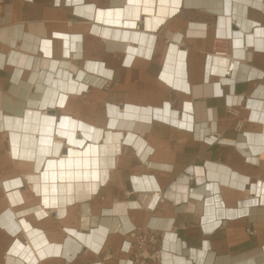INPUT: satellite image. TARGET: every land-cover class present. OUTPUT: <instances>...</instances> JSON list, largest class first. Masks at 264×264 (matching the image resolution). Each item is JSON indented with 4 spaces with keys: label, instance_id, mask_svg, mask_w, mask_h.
<instances>
[{
    "label": "crops",
    "instance_id": "crops-1",
    "mask_svg": "<svg viewBox=\"0 0 264 264\" xmlns=\"http://www.w3.org/2000/svg\"><path fill=\"white\" fill-rule=\"evenodd\" d=\"M227 1L232 2L231 11ZM242 1L182 0L180 11L152 30L143 20L137 27H121L87 14L124 7L128 0H11L0 19V53L9 56L21 50L36 59L55 60L56 68L47 73L75 81V89L49 90L48 83L30 80L24 73L18 81L25 79L26 88H14L16 65L8 61L0 66V110L16 113L29 107L30 99L39 100L50 91L66 102L49 105V113L58 118L70 114L123 133L121 150L109 155L112 164L105 182L90 197L60 204L65 213L60 214L59 206H44L29 182L22 188L27 202L15 209H31L18 218L24 217L50 244L60 246L58 253L39 257L37 264H132L127 233L145 225L161 235L164 249L161 261L146 264H259L255 249L264 245V218L259 212L251 217L244 206L247 198L256 196L249 188L264 182V121L253 117L264 114V51L247 45L246 57H240L233 53L231 40L217 36L222 15L232 14L233 27H241L236 3ZM250 1L246 17L264 25V9L255 4L264 0ZM194 23L205 25L204 36L189 34ZM17 26L22 35L13 44L10 33ZM109 29L112 35L105 33ZM116 29L122 30L121 37L114 36ZM57 33L71 35L70 54L65 53L66 38ZM38 37L53 40L51 56L38 47ZM218 50L240 61L231 74L214 71L213 54ZM91 63L106 68L97 75L103 84L89 81L96 74L89 69ZM179 64L184 66L182 74L176 72ZM82 71L90 78H81ZM177 78L188 82V89L176 86ZM251 100L260 104L252 106ZM157 110L191 126L156 117ZM210 164L217 165V177L209 176ZM225 169L249 179L246 190L223 182ZM32 171L34 159L14 155L10 134L0 130V181ZM7 193L0 185V213L9 205ZM41 205L49 210L44 217L35 212ZM85 214L91 219L87 226ZM69 227L89 235L90 243ZM18 237L28 243L24 233ZM14 238L0 226V264H10L6 255Z\"/></svg>",
    "mask_w": 264,
    "mask_h": 264
},
{
    "label": "bare ground",
    "instance_id": "bare-ground-1",
    "mask_svg": "<svg viewBox=\"0 0 264 264\" xmlns=\"http://www.w3.org/2000/svg\"><path fill=\"white\" fill-rule=\"evenodd\" d=\"M251 3L250 0L236 3V11L240 8L242 15L239 19L240 28L233 27L234 17L232 14L222 15L218 23L217 36L222 40H231L236 47L233 53L240 57H246L247 45L264 51V25H257L246 17L248 6ZM255 4L264 9V3ZM181 5L182 0H128L124 7L94 9L95 14L91 12L87 14L102 23L121 27H137L138 21L143 20L148 28L156 30L169 17L177 14L181 9ZM230 6H232V2L227 1V11H231L232 7ZM93 8L91 6L90 9L93 10ZM254 24L257 25L255 28L253 27ZM192 26L194 28L189 30V34L196 36L206 34L204 24L194 23ZM106 31L105 33L110 32V35H112V29ZM122 33V30L116 29L114 36L121 37ZM10 34L13 44H16L17 37L22 35L19 32V26L14 27ZM127 34L125 32L124 37ZM2 35L5 34L2 33ZM56 35L66 38L68 48H66L65 53L70 54L69 42L71 35L58 33ZM77 38L74 36V39ZM37 40L38 47H42L41 51L47 56H51L53 54V40L41 37L36 38ZM73 47H76L75 44ZM222 52L224 50H218L213 54V57H215L214 71L231 74L238 67L240 61L235 59L232 53L227 56ZM8 61L16 65L14 76L16 81L24 73L23 75L27 78L29 75L30 80L48 83L50 85L49 90L59 86L75 89V81L55 79L51 72L47 73L46 69L56 68L57 62L55 60L42 57L36 59L34 54L21 50L10 51L9 56L0 53V66H4ZM218 63L224 65L220 68L217 66ZM40 67L43 70H36ZM28 69H31L32 72L27 73ZM89 69L96 73L89 81L93 84H103L102 79L97 76L99 73L105 72L106 68L103 64L99 67V64L93 63L92 65L91 63ZM176 72L182 74L184 66L179 64ZM62 73L61 71V76ZM80 76L83 79L90 78L89 73L86 71H82ZM174 84L185 89H188L189 85L182 78H177ZM215 84V93H221L219 82ZM26 86L27 82L24 79L19 80L14 88H26ZM81 86L84 88L86 84L83 83ZM231 101L237 102L239 97L235 99L232 97ZM65 102L64 97L54 98L52 92L49 91L39 100L30 99V106L23 108V110L17 109L16 113L8 114L0 110V130H7L10 134L11 152L19 157L34 159V169L36 170L25 173L23 177L17 176L0 181V185L8 192L6 195L9 202L8 207L0 213V226L15 236L6 255V259L10 264H27V261H29V264H37L39 257H44L50 252L58 253L60 251V246L50 244L41 229L32 226L24 217L22 219L18 218L20 214H26L31 209L24 208L19 211L15 209L27 202L22 190L24 185L29 182L33 195L40 197V201L43 202L44 206H59V212L63 214L65 209L61 208L60 204L64 205L72 200L90 197L92 192L98 189V185L105 182L107 167L112 164V161H109V155L121 150L122 132L105 129L83 119L75 118L70 114H64L62 118H58L55 114L47 111L49 105H56L57 103L63 105ZM249 104L258 106L260 101L251 100ZM31 105L38 107L33 108ZM170 107L171 104L167 102V110L170 111ZM161 113L163 112L157 110L156 117L165 118L179 126H191V123L187 124V120L178 117L171 119L170 117H164ZM173 113L177 116V112L173 111ZM253 117L264 121V114L261 116L260 113H254ZM262 148L264 149V146ZM261 156L264 157V151ZM209 168V176L217 177L215 172L217 165L210 164ZM197 170L202 172L199 168ZM225 171L226 173L222 178L223 182L230 186L237 185L238 190H246V183L249 179L236 173L232 174L228 169H225ZM250 190L256 192L255 199L250 200L247 198L245 203L247 205L244 207L248 206L251 217L259 212L260 218H264V182L254 183L252 189L249 188ZM44 206L41 205L35 208L38 217L49 214V210ZM83 220L84 226H87L91 221L86 214L83 216ZM68 230L83 241L90 243L89 235L70 227ZM20 233H24L29 237L28 243L18 237ZM255 250L257 251L255 255L258 263L264 264V245Z\"/></svg>",
    "mask_w": 264,
    "mask_h": 264
},
{
    "label": "built area",
    "instance_id": "built-area-1",
    "mask_svg": "<svg viewBox=\"0 0 264 264\" xmlns=\"http://www.w3.org/2000/svg\"><path fill=\"white\" fill-rule=\"evenodd\" d=\"M11 0H0V19L4 17ZM225 53V52H222ZM130 236L131 263L146 264L148 261H161L164 253L162 237L150 225L136 226L128 233ZM161 241V242H160ZM161 243V247L159 246Z\"/></svg>",
    "mask_w": 264,
    "mask_h": 264
}]
</instances>
